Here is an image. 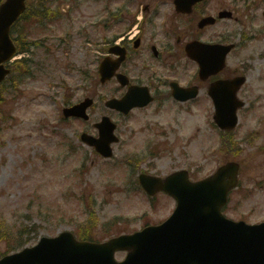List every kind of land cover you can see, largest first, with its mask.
<instances>
[{
	"label": "rangeland",
	"instance_id": "rangeland-1",
	"mask_svg": "<svg viewBox=\"0 0 264 264\" xmlns=\"http://www.w3.org/2000/svg\"><path fill=\"white\" fill-rule=\"evenodd\" d=\"M131 1L57 0L53 6L60 18L47 26L48 33L40 35L36 24L26 32L24 20L14 28L13 38L22 46L28 33L41 47L16 57L32 62L34 75L15 73L0 92V256L14 251L12 245L32 246L64 230L109 238L118 231L140 230L147 222L161 223L172 214L175 200L164 193L149 198L137 183L142 171L167 176L187 169L196 180L213 174L226 160H236L242 186L232 193L224 213L237 221L243 216L248 223L264 221V101L247 103L240 111L242 129L229 149L213 125L214 108L204 94L198 103L156 100L128 116L106 107L105 101L120 93L113 82H100L98 66L106 51L103 43L123 26L112 22L107 30L100 21L109 18V11L122 16L132 10L137 2ZM172 2L163 0L162 10L181 23ZM38 4L28 0L27 14L40 10ZM69 65L76 71L68 70ZM185 66L182 62L177 74L183 82L188 80ZM86 97L96 102L89 110L91 120L64 119L63 108ZM103 115L118 125L120 142L112 160L80 141L82 132L96 135L94 123ZM82 167L85 174L76 175Z\"/></svg>",
	"mask_w": 264,
	"mask_h": 264
},
{
	"label": "water",
	"instance_id": "water-1",
	"mask_svg": "<svg viewBox=\"0 0 264 264\" xmlns=\"http://www.w3.org/2000/svg\"><path fill=\"white\" fill-rule=\"evenodd\" d=\"M199 1L202 0H177L178 10L184 11L185 8V10L188 9L187 11H190L191 7ZM179 5H181V9ZM26 9V0H6L0 5V83L9 74V70L5 69L3 63L11 59L16 53L13 41L9 37V28ZM123 59L124 57L116 65L109 64L106 61L101 64L100 72L103 82L111 79L116 70L119 69ZM118 77L123 84H126L127 80L123 75H119ZM241 83V80H237L238 88L241 86ZM227 85L231 86L228 83ZM128 98H123L122 101H110L108 102V106L128 113L133 108ZM91 103L88 100L80 104V106L66 109L65 114L67 117L82 116L88 119L85 111L91 106ZM145 104L139 105L144 106ZM241 106L242 104L239 103L238 105L235 103V100L231 105H217L215 119H217L219 124L223 120H235L236 122V112ZM98 127L101 135L100 139H94L86 134H83L82 139L88 145L96 146L102 156L112 157L113 151L110 144L118 141V138L113 134L116 125L111 123L108 117H104L103 122ZM222 127L232 129L233 125L225 124ZM237 170L238 165L236 163H229L225 167L220 168L213 177L204 180V182L193 184L189 182L188 174L185 171L174 173L166 179H158L146 175L140 176V182L148 194L155 195L160 190H164L178 201V209L171 220L162 225V227L151 229L157 230V233L161 236L162 229L168 226L172 227L174 224L179 223L183 217L193 218L192 227L190 224L187 228L188 241H181L183 243V251L176 249L174 264H264V223L260 224V226H246L244 223L233 224L226 221L220 214L222 206L227 201L229 189L235 187L237 184ZM202 215H205L206 218L204 219ZM207 215L214 217L218 222V227L221 228L219 230L221 235L236 232L238 239L235 247L227 244L224 237L216 244L208 236V233L201 232L202 225L205 223V220H208ZM211 218L210 220H214ZM192 228L199 231L194 232ZM151 229L130 238H119V240L112 241L113 249L110 253L106 255L105 249L99 251L101 260L109 264H117L113 260V250L119 247H126L130 241L140 237H146ZM143 242L146 241L141 240V243ZM206 242H210V246L205 245L204 243ZM140 245L134 248L133 254L124 263L120 264H170L166 262L162 263L156 259L159 250L155 246L152 245L150 251H145L140 249ZM88 247L87 244H79L74 241L71 234L64 233L57 239L50 240L44 238L36 248L26 249L21 254L5 257L0 261V264H36L39 259L48 254L52 258L68 261L73 256L70 257L67 253L73 254V251L76 252V257L74 258V262L69 264H103L100 260H94L92 263H83L84 259L78 252L86 253L85 250ZM181 251L182 254H180Z\"/></svg>",
	"mask_w": 264,
	"mask_h": 264
},
{
	"label": "flooded vegetation",
	"instance_id": "flooded-vegetation-1",
	"mask_svg": "<svg viewBox=\"0 0 264 264\" xmlns=\"http://www.w3.org/2000/svg\"><path fill=\"white\" fill-rule=\"evenodd\" d=\"M132 10L123 13L117 25L122 22L116 40H107L104 57L117 58L112 50H126V59L122 63L121 72L126 74L131 83L126 87H116L117 94L125 95L131 86L147 88L155 101L172 97L173 86L196 87L198 96L191 100L197 101L204 94L206 104L214 105L212 85L222 80H231L245 74L250 82L251 72L257 67L258 84L252 83L243 87L239 96L242 100H261L262 91L256 90L264 82V0H206L197 4L191 14H179L180 22L171 21L162 10L163 0H136ZM134 4L133 1H131ZM175 9V0L172 2ZM221 12L229 15L225 19H216ZM212 16L216 19L213 25L200 28L203 17ZM221 22H225L221 25ZM108 28L109 25L105 23ZM199 42L202 45H232L233 48L226 58V67L209 77L200 76V65L197 57L207 59L208 53L201 46L192 52L190 44ZM115 45V47H114ZM119 46L120 48L116 47ZM182 62L188 80L183 82L177 77ZM214 58L209 60L214 70ZM112 82L119 85L118 80ZM238 96V91L236 93ZM238 96V98H239ZM157 100V101H156Z\"/></svg>",
	"mask_w": 264,
	"mask_h": 264
},
{
	"label": "trees",
	"instance_id": "trees-1",
	"mask_svg": "<svg viewBox=\"0 0 264 264\" xmlns=\"http://www.w3.org/2000/svg\"><path fill=\"white\" fill-rule=\"evenodd\" d=\"M45 2H48V0H45ZM1 231V230H0ZM4 237H2V234H0V239H3ZM23 243H21V244H17V245H12V246H16V248L15 249H17V248H20L21 247V245H22Z\"/></svg>",
	"mask_w": 264,
	"mask_h": 264
}]
</instances>
